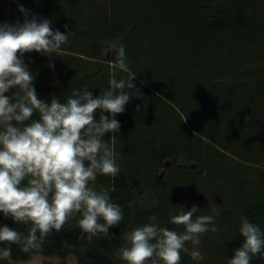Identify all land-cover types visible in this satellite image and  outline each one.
I'll list each match as a JSON object with an SVG mask.
<instances>
[{
	"label": "trees",
	"instance_id": "obj_1",
	"mask_svg": "<svg viewBox=\"0 0 264 264\" xmlns=\"http://www.w3.org/2000/svg\"><path fill=\"white\" fill-rule=\"evenodd\" d=\"M19 5L29 18H47L61 32L68 25L71 32L53 56L24 54L39 99L63 103L85 88L98 96L113 75L127 79L114 67V42L125 45L136 89L128 90L130 101L115 117L119 132L104 136L120 173L98 175L94 184L123 211L112 236L89 244L71 219L41 250L0 244L11 248L0 264H126L116 254L123 237L150 218L184 231L169 222L178 206L196 205V215L219 209L214 234L225 240L215 243L206 264L232 258L243 243L242 216L264 231V0H0V23L23 22ZM4 225L26 234L27 226L0 213ZM190 246L180 264H188ZM251 264H264V255Z\"/></svg>",
	"mask_w": 264,
	"mask_h": 264
},
{
	"label": "clouds",
	"instance_id": "obj_2",
	"mask_svg": "<svg viewBox=\"0 0 264 264\" xmlns=\"http://www.w3.org/2000/svg\"><path fill=\"white\" fill-rule=\"evenodd\" d=\"M18 10L23 22L0 23V213L27 229L25 234L0 226V244L18 245L24 253L41 250L53 231L60 233L71 219L77 220L80 240L84 234L89 244L93 237H111L109 229L120 224L123 211L107 190H96L94 184L98 175L114 179L120 173L117 154L104 136L119 132L121 124L115 117L130 101L128 90L136 89L125 45L114 42L112 47L117 52L114 67L127 73V79L113 75L98 96L87 88L77 89L66 102L53 97L46 103L38 98L24 54L53 56L68 43L71 32L68 25L61 32L47 18H29L23 5ZM10 89L16 92L5 95ZM198 211L196 205L187 211L178 206L170 214L169 222L182 225V232L150 218L153 222L125 234L118 259L126 264H180L181 251L191 242V259L199 264L204 260L200 238L220 231L215 221L220 213L213 209L214 215H196ZM239 233L243 243L226 264H251L253 257L264 255V231L258 225L242 216ZM61 243L71 247L66 240ZM10 257V247L0 248V260Z\"/></svg>",
	"mask_w": 264,
	"mask_h": 264
},
{
	"label": "rangeland",
	"instance_id": "obj_3",
	"mask_svg": "<svg viewBox=\"0 0 264 264\" xmlns=\"http://www.w3.org/2000/svg\"><path fill=\"white\" fill-rule=\"evenodd\" d=\"M112 50H107L106 51V57H110ZM219 208H221V205H219ZM211 234H213V238H211ZM201 243L198 246L199 250L202 252L204 255V260L199 262V264H206V260L208 257H211L213 250L215 249V243L216 242H223L225 239L218 237L215 235L213 232H207L201 236ZM194 246L191 244L190 252ZM188 264H197L196 261H193L190 257Z\"/></svg>",
	"mask_w": 264,
	"mask_h": 264
}]
</instances>
